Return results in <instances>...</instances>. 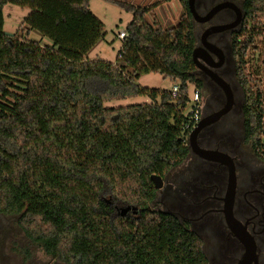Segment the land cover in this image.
Returning <instances> with one entry per match:
<instances>
[{"label": "trees", "instance_id": "16d2710c", "mask_svg": "<svg viewBox=\"0 0 264 264\" xmlns=\"http://www.w3.org/2000/svg\"><path fill=\"white\" fill-rule=\"evenodd\" d=\"M103 1L132 15L114 61L87 56L104 35L89 0H0V213L18 215L52 264H206L201 238L151 206L150 176L186 158L194 125L183 114L195 84L187 0H176L182 12L170 27L147 20L155 5ZM7 3L30 9L13 36L2 30ZM242 9L236 56L264 40V0H242ZM30 30L50 44L29 41ZM237 64L245 135L257 153L264 81L246 78L241 56ZM146 73L173 81L176 95L151 90L150 102L105 105L144 94L136 80Z\"/></svg>", "mask_w": 264, "mask_h": 264}, {"label": "flooded vegetation", "instance_id": "af4514ba", "mask_svg": "<svg viewBox=\"0 0 264 264\" xmlns=\"http://www.w3.org/2000/svg\"><path fill=\"white\" fill-rule=\"evenodd\" d=\"M193 6L199 18L190 13L196 48L191 73L199 93L193 127L203 123L196 146L218 154L188 148L181 171L173 176L175 167L163 176L153 202L201 238L206 264H264V150L256 153L246 139L233 46L243 26L242 0H194Z\"/></svg>", "mask_w": 264, "mask_h": 264}, {"label": "rangeland", "instance_id": "374dc122", "mask_svg": "<svg viewBox=\"0 0 264 264\" xmlns=\"http://www.w3.org/2000/svg\"><path fill=\"white\" fill-rule=\"evenodd\" d=\"M137 4L140 6H153L146 15L147 20H157L163 27H170L176 24L181 15V7L176 0L169 1V4H161L160 0H121ZM89 9L103 23V38L87 54L89 58H101L107 61H114L121 47V40L117 38V33L125 29L130 22L132 15L119 6L105 2L103 0H89ZM28 7L7 3L2 8L4 33H15L20 31V25L24 18L29 14ZM29 41L37 42L40 45L50 44V41L41 36L34 30L27 33ZM242 72L251 82L253 79L264 81V40L254 39L248 49L241 52ZM240 56H236V61ZM136 84L145 89V93L132 98L115 99L105 102L106 106H124L153 101L149 92L151 90H170L173 81L168 78H162L157 73H146L141 75ZM194 85H189L188 96L191 95ZM192 106L189 101L183 109V114L188 115ZM173 122V120H171ZM249 149V147H246ZM250 151V149H249ZM188 160V158L186 159ZM189 161V160H188ZM182 164L172 173L176 175L177 171L182 169ZM151 206L155 209L164 210L159 201H154ZM3 214V213H2ZM18 215H0V225L3 227L0 231V264H52V259L44 251L25 236L21 227L18 225ZM5 254V255H4ZM12 259V261H11Z\"/></svg>", "mask_w": 264, "mask_h": 264}, {"label": "water", "instance_id": "95a60500", "mask_svg": "<svg viewBox=\"0 0 264 264\" xmlns=\"http://www.w3.org/2000/svg\"><path fill=\"white\" fill-rule=\"evenodd\" d=\"M193 2H194V0H187L188 9L192 15V18L198 20L199 18H198V15L194 9ZM5 34L7 36H13V33H5ZM195 52H196V48H193L192 49V60L193 61L195 60ZM202 124H203L202 122H198L197 125L189 131L188 136H187V146H188L189 150H195V151H198L199 153L203 154L204 156L213 157V156H215V154H218V153L213 152V151L198 150V148L196 146V140H195L196 133H197L198 129L202 126ZM150 179L152 180L153 186L156 190H159L162 187L164 177H162L160 175L152 174L150 176ZM228 219H229V222L231 223V226L236 228V233L238 235L239 234L238 229H240V228H237V226H236L237 223L232 221L229 217H228ZM241 235H243V234H241Z\"/></svg>", "mask_w": 264, "mask_h": 264}, {"label": "built area", "instance_id": "2783aa9c", "mask_svg": "<svg viewBox=\"0 0 264 264\" xmlns=\"http://www.w3.org/2000/svg\"><path fill=\"white\" fill-rule=\"evenodd\" d=\"M125 35L124 30H121L117 33V37L118 38H122ZM178 86L176 84L172 85V88L170 89V93L171 95L174 97L176 95ZM198 89L197 88H193L192 89V93L190 96H188L189 101L192 102V106L190 109V120H192L195 124L196 120H197V106H196V101L198 100Z\"/></svg>", "mask_w": 264, "mask_h": 264}, {"label": "crops", "instance_id": "0c3cea01", "mask_svg": "<svg viewBox=\"0 0 264 264\" xmlns=\"http://www.w3.org/2000/svg\"><path fill=\"white\" fill-rule=\"evenodd\" d=\"M159 2H161V4H169L170 3L169 1H162V0H160Z\"/></svg>", "mask_w": 264, "mask_h": 264}]
</instances>
